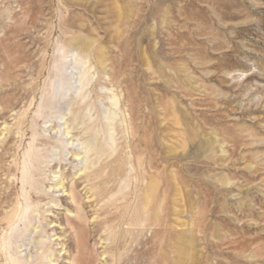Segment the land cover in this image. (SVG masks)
<instances>
[{"label": "rangeland", "instance_id": "374dc122", "mask_svg": "<svg viewBox=\"0 0 264 264\" xmlns=\"http://www.w3.org/2000/svg\"><path fill=\"white\" fill-rule=\"evenodd\" d=\"M52 126L115 148L96 225L75 238L65 197L45 207L77 264H264V0H0L1 213L28 151L59 159ZM32 217L28 264L61 229Z\"/></svg>", "mask_w": 264, "mask_h": 264}, {"label": "bare ground", "instance_id": "6f19581e", "mask_svg": "<svg viewBox=\"0 0 264 264\" xmlns=\"http://www.w3.org/2000/svg\"><path fill=\"white\" fill-rule=\"evenodd\" d=\"M68 82H70V78ZM51 129L55 131L53 126ZM69 134L70 132L66 130L60 133V135L55 131L54 136H51L61 149L58 160L55 158L44 160L51 156L46 153H40L37 151V147H34L32 151H28V153L26 152L21 177L20 179L16 177L14 180V185L21 183L23 200L21 197H16L10 211L5 213H1L0 211V216L2 217L0 218V257L3 261L2 264H28V261L19 257L17 248L20 246L22 229L31 224L32 214L35 210L40 214V220L44 229H48L49 227L53 231H56L58 227L61 229L59 233L54 234L56 236L55 239L43 246V251L31 264H47L42 260L48 251H52L57 260L60 257L66 260L71 259L69 257V255H72L71 244L69 243L70 235H68L69 229L63 223L62 218L59 217L61 214L60 209L48 207L45 210V207L52 201L54 202L56 197H65L67 201L66 209L70 210L66 221L71 226L76 238L80 235L83 227H90L91 224L96 225L97 216L93 217L91 223L85 206H95V202L98 201L103 193L106 196L107 194H112L114 191L112 167L115 148L107 143L100 142L94 132L88 135L89 145L79 147L75 143L77 141L75 137L72 139L73 136L68 137ZM88 146H91V148L88 149ZM90 150H94L96 153L105 156L104 159L99 161L101 162L100 166L93 168L90 172H86V169L84 172H80L82 170L78 169L76 172L78 177L69 185L68 176L70 175V168H75L74 163L86 157V154ZM45 162L47 164L43 165ZM87 165L90 168V164L88 163ZM55 168L56 171H53ZM66 168L67 170H65ZM103 169L107 171L105 180H103ZM51 172H59L60 174L57 176L58 179L53 183H47L51 179L49 177ZM14 175L17 176V172ZM53 177L56 176L53 175ZM103 183L106 184L104 192L101 187ZM56 192H61V194L56 195ZM112 196L109 198V202H112ZM54 210H56L54 214L57 215V219L48 220L49 215H46V212H53ZM55 245L60 246V248H55ZM51 261L49 259L48 262L51 263ZM68 264H77V261L71 259V263Z\"/></svg>", "mask_w": 264, "mask_h": 264}]
</instances>
